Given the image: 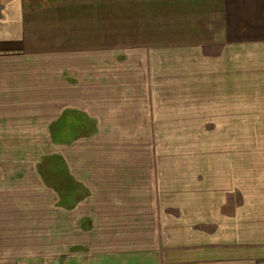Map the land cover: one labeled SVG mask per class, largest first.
<instances>
[{"label": "rangeland", "instance_id": "1", "mask_svg": "<svg viewBox=\"0 0 264 264\" xmlns=\"http://www.w3.org/2000/svg\"><path fill=\"white\" fill-rule=\"evenodd\" d=\"M51 1L54 14L47 16L71 18L66 49L71 55L84 52L82 75L86 72L90 85L92 73L97 72L93 75L103 83V100L96 101L93 90H88L83 108L67 109L62 116L54 112L63 105L50 108L54 112L41 116L40 124L52 116L51 126L56 127L46 128L55 136L46 129L34 138V145L29 146L31 139L26 138L0 140V224L7 227L3 238L12 239L16 232L22 238L11 246V257L30 264H127V259L132 264L136 254L143 257L137 249H123L126 244L117 233L97 230L94 207L100 195L152 197L165 241L158 248L170 256L193 254L192 235L176 244L182 221L191 227L192 221L218 218L229 231V211L227 218L220 217L224 195H264V121L238 119L264 115L242 116L234 107L216 114L206 110V103L195 106L194 96L205 102L208 98L206 66L197 71V58L190 51L186 56L174 51L173 42L136 40V27L129 26L127 17L128 0ZM128 39L133 40L130 45ZM179 47L181 42H176ZM243 73L247 81L258 78L249 67ZM252 112L248 106L245 113ZM22 164L24 169L6 175L8 168ZM86 185L93 192L82 210L65 205V198L73 203L84 194ZM257 215L264 219V206ZM223 230L219 228L221 234ZM141 257L139 263L147 264L146 255L145 260Z\"/></svg>", "mask_w": 264, "mask_h": 264}, {"label": "crops", "instance_id": "2", "mask_svg": "<svg viewBox=\"0 0 264 264\" xmlns=\"http://www.w3.org/2000/svg\"><path fill=\"white\" fill-rule=\"evenodd\" d=\"M35 1L0 0V140L5 137L31 139L29 146L34 145V138L41 136L46 129L51 132L50 136H55L53 130L56 126H51L55 119L52 120V116L48 120L43 118L46 122L40 124L41 116L54 112V108H50L63 105L59 112H54L58 116L67 109L83 108L88 90H93L96 101L103 100V83H98L97 75H93L97 72L92 73L90 85L86 72L82 75L84 52L71 55V49H66L69 42H65L71 37L70 30L66 28L73 27L69 21L71 18L64 15L56 19L49 17L47 15L54 14L53 1ZM127 3L129 26L136 27L133 29L136 40L173 42L174 51L185 56L190 51L192 58H197V71L206 66L209 79L204 81L207 84L204 89L208 91V98L205 102L194 96L195 106L204 107L206 103L205 106L209 107L206 110L216 114H223L222 109L234 107L242 116L264 115V0H128ZM38 4L41 5L40 10L48 11H40ZM170 5L175 10H170ZM104 42L107 44L109 41ZM130 42L133 40L128 39L129 45ZM176 42H181V47L176 48ZM49 43L53 46L48 48ZM57 44H65V48L56 49L54 46ZM221 51H225L222 58L219 56ZM99 62L103 65L102 61ZM245 67H249V73L258 78L245 80ZM216 93H222L223 97L218 98ZM248 106L253 111L250 114L245 113ZM217 120L220 119L213 118V121ZM238 120L264 121V118L242 117ZM49 124L52 131L46 128ZM22 169L23 164L10 167L6 175ZM86 188L87 191L78 195L73 203L65 198V205L71 207L75 204L82 210L84 205H81L93 192V187L86 185ZM135 196L123 193L110 194V197L100 195L94 207L99 218L97 230L117 233L122 244H126L122 245L123 249L132 247L142 254L143 257L136 254L138 257L132 264H140L138 258L145 260V255L147 264H156L153 259L159 260V264H264V219L257 215L264 206L263 194L254 197L234 193L224 195V204L220 206L224 214L220 217L224 215L227 218L229 211V231L226 223L220 226L218 218L205 220L207 223L192 221L193 226L187 228L182 221L175 240L180 246L192 235L196 245L192 249L193 254L188 256L177 252L170 256L160 251L162 248H158V243L164 244L165 241L159 232L160 221L158 225L153 214L152 197L142 199ZM221 227L224 228L222 234L219 232ZM6 228H1L0 224V247L3 248L0 264H30L24 258L11 257V246L18 245L22 238H19V232L12 239L3 238ZM129 262L127 259V264Z\"/></svg>", "mask_w": 264, "mask_h": 264}]
</instances>
